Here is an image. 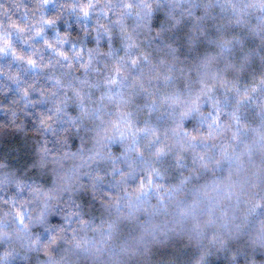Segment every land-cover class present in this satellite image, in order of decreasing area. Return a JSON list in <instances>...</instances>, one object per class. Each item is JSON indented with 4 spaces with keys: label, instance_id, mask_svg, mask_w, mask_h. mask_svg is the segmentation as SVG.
<instances>
[{
    "label": "clouds",
    "instance_id": "obj_1",
    "mask_svg": "<svg viewBox=\"0 0 264 264\" xmlns=\"http://www.w3.org/2000/svg\"><path fill=\"white\" fill-rule=\"evenodd\" d=\"M0 264H264V0H0Z\"/></svg>",
    "mask_w": 264,
    "mask_h": 264
}]
</instances>
